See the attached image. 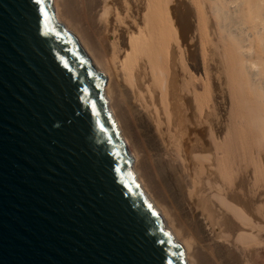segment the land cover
<instances>
[{"label":"bare ground","instance_id":"6f19581e","mask_svg":"<svg viewBox=\"0 0 264 264\" xmlns=\"http://www.w3.org/2000/svg\"><path fill=\"white\" fill-rule=\"evenodd\" d=\"M51 3L186 264H264V0Z\"/></svg>","mask_w":264,"mask_h":264},{"label":"water","instance_id":"95a60500","mask_svg":"<svg viewBox=\"0 0 264 264\" xmlns=\"http://www.w3.org/2000/svg\"><path fill=\"white\" fill-rule=\"evenodd\" d=\"M106 84L51 0H0V264H186Z\"/></svg>","mask_w":264,"mask_h":264},{"label":"rangeland","instance_id":"374dc122","mask_svg":"<svg viewBox=\"0 0 264 264\" xmlns=\"http://www.w3.org/2000/svg\"><path fill=\"white\" fill-rule=\"evenodd\" d=\"M196 65L197 66L195 68H202L200 58L196 61ZM212 66H213L212 68H218L216 67L214 62H212Z\"/></svg>","mask_w":264,"mask_h":264},{"label":"snow or ice","instance_id":"6c2138e0","mask_svg":"<svg viewBox=\"0 0 264 264\" xmlns=\"http://www.w3.org/2000/svg\"><path fill=\"white\" fill-rule=\"evenodd\" d=\"M42 2H43V0H36L37 5L41 4ZM40 12L42 14H44L45 15V18H46V13H44V10L42 8L40 9Z\"/></svg>","mask_w":264,"mask_h":264}]
</instances>
